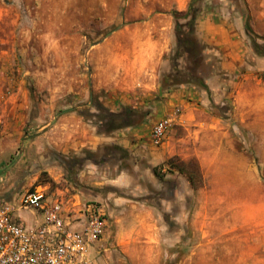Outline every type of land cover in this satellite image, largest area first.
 I'll return each instance as SVG.
<instances>
[{
  "label": "rangeland",
  "instance_id": "374dc122",
  "mask_svg": "<svg viewBox=\"0 0 264 264\" xmlns=\"http://www.w3.org/2000/svg\"><path fill=\"white\" fill-rule=\"evenodd\" d=\"M187 4L0 0V177L12 173L15 182L4 196L16 194L19 201L41 186L51 198L69 200L87 191V200L104 204L108 213L96 264H238V256L227 251L244 248L264 258L259 244L232 241L264 240L263 109L248 113L246 105L237 111L228 104L218 143H195L188 131L173 126V135L191 139L183 154L143 165L138 173L130 170L133 160L123 162V129L106 126L122 123L110 118L125 107L137 110L136 101L123 105V60L136 62L153 18ZM203 6L222 8L219 18L250 16V39L264 45V0L194 4L197 10ZM261 79L258 92L264 73ZM103 135L121 139L97 149L96 137ZM210 150H218V174H207L201 163L199 154ZM53 156L61 161L45 163ZM222 195L229 196L226 202ZM22 213L30 225L32 213Z\"/></svg>",
  "mask_w": 264,
  "mask_h": 264
},
{
  "label": "crops",
  "instance_id": "0c3cea01",
  "mask_svg": "<svg viewBox=\"0 0 264 264\" xmlns=\"http://www.w3.org/2000/svg\"><path fill=\"white\" fill-rule=\"evenodd\" d=\"M190 2L188 0L186 6H179L177 11H187ZM219 10L223 9L208 6L198 9L195 33L191 36L197 46L196 59H190L188 52H185L178 61V69L182 75L192 73L202 78L208 89L191 84L171 87L164 85L165 78L176 72L169 58L176 44L175 20L171 14H158L152 19V31L143 33L141 52L135 63L123 60V70L126 72V78L123 77V105H131L136 101L138 111L150 113L142 124L123 129V141L119 143L123 144V162L128 159L134 161L131 171L138 173L143 165L155 167L166 158L182 155V148L192 138L195 143L202 144L221 142L225 136L221 111L226 110L227 105L232 102L237 111H240L241 105H246L248 113H254L257 109L264 111V88L262 92L255 89L262 83L264 61L257 58L253 41L246 32L247 16L244 18L240 15L239 18L233 17V20L226 19L224 15L219 18ZM237 14L238 11L234 12V15ZM134 70H137L136 74H131ZM165 117L172 118L174 126L188 131L191 139L173 135L172 129V136L168 137L164 145L154 146L145 133ZM96 138L97 149L121 139L119 136L112 138L104 135ZM218 156V150L199 154L207 174H218ZM127 173L123 169V175ZM14 187L12 173L0 177V200L17 203L16 194L10 198L4 196ZM87 198V191H80L71 197L77 201H87ZM228 198L229 196L225 198L222 195L219 200L223 203ZM19 216L29 228L36 227L43 221L42 215L32 213L30 219L27 218L30 222L28 225L23 213ZM232 241H238L243 246L253 241V244L264 248L262 239ZM227 253L238 256V264H264V258L256 257L247 248L228 250Z\"/></svg>",
  "mask_w": 264,
  "mask_h": 264
},
{
  "label": "built area",
  "instance_id": "2783aa9c",
  "mask_svg": "<svg viewBox=\"0 0 264 264\" xmlns=\"http://www.w3.org/2000/svg\"><path fill=\"white\" fill-rule=\"evenodd\" d=\"M173 126L169 117L157 121L150 142L164 145ZM15 202L0 200V264H96L95 252L108 228L104 204L54 199L41 186ZM22 211L42 215V223L27 227Z\"/></svg>",
  "mask_w": 264,
  "mask_h": 264
},
{
  "label": "trees",
  "instance_id": "16d2710c",
  "mask_svg": "<svg viewBox=\"0 0 264 264\" xmlns=\"http://www.w3.org/2000/svg\"><path fill=\"white\" fill-rule=\"evenodd\" d=\"M196 1L197 0H192L189 10L185 14H181L178 11L172 12V15L175 19L176 48L173 50L169 58L176 72L165 78L164 85L166 86L171 87L173 85L191 84L197 85L203 89H208L202 78L197 77L192 73L182 75L178 69V61L184 56L185 52H188L190 59H196L197 46L194 40L191 38V36H193L195 33V22L198 16V10L194 8ZM180 19H183L185 22L181 23L179 21ZM246 32L249 36L255 37L253 28L251 26L250 16H247ZM253 47L257 55L264 57V45L253 40ZM149 114L150 113L148 111L140 112L138 110L125 107L123 112L119 114H112L110 118L111 120L117 118L123 119V122L114 125L111 124V121L108 122L106 126L109 128L108 131L111 132L135 127L142 124Z\"/></svg>",
  "mask_w": 264,
  "mask_h": 264
},
{
  "label": "flooded vegetation",
  "instance_id": "af4514ba",
  "mask_svg": "<svg viewBox=\"0 0 264 264\" xmlns=\"http://www.w3.org/2000/svg\"><path fill=\"white\" fill-rule=\"evenodd\" d=\"M61 161V159L60 158H58V157H56V156H53L49 161L47 160L45 163H58V162H60Z\"/></svg>",
  "mask_w": 264,
  "mask_h": 264
}]
</instances>
